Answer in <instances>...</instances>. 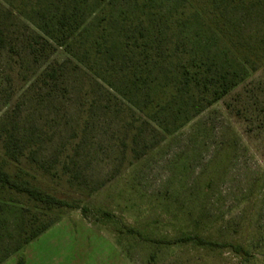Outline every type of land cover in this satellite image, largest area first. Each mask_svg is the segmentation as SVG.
Segmentation results:
<instances>
[{
  "label": "rangeland",
  "instance_id": "1",
  "mask_svg": "<svg viewBox=\"0 0 264 264\" xmlns=\"http://www.w3.org/2000/svg\"><path fill=\"white\" fill-rule=\"evenodd\" d=\"M226 15L264 52V9ZM259 64L188 0H0V164L81 200L24 244L0 192V264H264Z\"/></svg>",
  "mask_w": 264,
  "mask_h": 264
},
{
  "label": "trees",
  "instance_id": "2",
  "mask_svg": "<svg viewBox=\"0 0 264 264\" xmlns=\"http://www.w3.org/2000/svg\"><path fill=\"white\" fill-rule=\"evenodd\" d=\"M191 8L195 10V14L203 18L214 28L228 43V45L236 52L240 59L245 63L264 64V52L256 47H248L243 42L242 28L240 22L235 17H227L228 10L248 11L250 9H264V0H188ZM0 154L9 157L11 160L20 161V157L14 150L7 148L4 144L0 146ZM10 192L15 195H21L27 198L28 206L26 212H31L30 216H25L22 236L24 244L36 238L54 222H49L41 227H37L43 213H38L37 209L54 207L80 208V198L73 197L72 200L62 199L52 194L43 192L40 189L21 184L15 178H12L9 171L4 169L0 164V192ZM32 207V208H31ZM187 238V237H186ZM200 244L205 241L198 236H191ZM237 252L243 251L240 245L234 247Z\"/></svg>",
  "mask_w": 264,
  "mask_h": 264
}]
</instances>
